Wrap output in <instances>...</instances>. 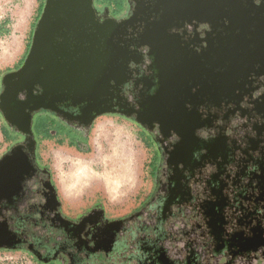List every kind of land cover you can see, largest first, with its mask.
Returning a JSON list of instances; mask_svg holds the SVG:
<instances>
[{
  "label": "flooded vegetation",
  "instance_id": "obj_1",
  "mask_svg": "<svg viewBox=\"0 0 264 264\" xmlns=\"http://www.w3.org/2000/svg\"><path fill=\"white\" fill-rule=\"evenodd\" d=\"M123 4L92 0L122 56L104 94L51 102L35 84L11 105L44 100L55 109L32 118L43 111L67 129L102 115L129 121L152 148L151 190L118 218L101 205L70 215L32 122V134L7 123L4 153L18 146L31 169L0 197V249L39 264H264V0Z\"/></svg>",
  "mask_w": 264,
  "mask_h": 264
},
{
  "label": "rangeland",
  "instance_id": "obj_2",
  "mask_svg": "<svg viewBox=\"0 0 264 264\" xmlns=\"http://www.w3.org/2000/svg\"><path fill=\"white\" fill-rule=\"evenodd\" d=\"M102 1L106 2L94 0V4ZM42 2L0 0L1 79L22 60ZM116 2L121 4L119 11H122L123 0ZM7 123L0 111V158L14 140L6 131ZM32 130L37 138L38 161L50 171L53 187L66 213L76 215L101 205L106 216L118 218L137 209L151 190L152 148L129 121L102 115L93 123L67 129L50 120L49 114L39 111L33 115ZM79 162L89 163L90 171L83 178L92 173L81 184L75 176ZM0 264L39 263L26 250L4 248L0 249Z\"/></svg>",
  "mask_w": 264,
  "mask_h": 264
},
{
  "label": "water",
  "instance_id": "obj_3",
  "mask_svg": "<svg viewBox=\"0 0 264 264\" xmlns=\"http://www.w3.org/2000/svg\"><path fill=\"white\" fill-rule=\"evenodd\" d=\"M113 24L95 21L92 0H45L22 64L1 79L0 111L8 124L32 134L33 112L55 109L44 100L32 104L18 100L11 105L23 90L29 97L35 84L51 94V102L67 94L76 102L104 94L121 65L122 56L110 43L108 31ZM12 115L25 126H19ZM17 149L14 146L0 158V197L15 186L23 170L31 169L26 161L16 160Z\"/></svg>",
  "mask_w": 264,
  "mask_h": 264
},
{
  "label": "bare ground",
  "instance_id": "obj_4",
  "mask_svg": "<svg viewBox=\"0 0 264 264\" xmlns=\"http://www.w3.org/2000/svg\"><path fill=\"white\" fill-rule=\"evenodd\" d=\"M89 164V163H88ZM86 164V163H83V162H79L77 165H76V170H75V176H76V182L79 184L81 183H84L83 181L87 182L91 176H92V173L89 174L86 178H83V175L86 174V172L90 171L89 169V165ZM98 177V176H97ZM83 178V179H82ZM105 180H107V178H105Z\"/></svg>",
  "mask_w": 264,
  "mask_h": 264
},
{
  "label": "trees",
  "instance_id": "obj_5",
  "mask_svg": "<svg viewBox=\"0 0 264 264\" xmlns=\"http://www.w3.org/2000/svg\"><path fill=\"white\" fill-rule=\"evenodd\" d=\"M42 5H43V2L41 3V5H40V7H39V9H38L39 13L37 12V16H36V18H35V21L37 20L39 14H40V10H41ZM34 25H35V24H34ZM33 28H34V27H33ZM33 28H32V30H31V34H30V38H29V42H28V45H27V50H26V52H25V54H24V56H23V58H22V60H21L20 63L23 62V60H24V58H25V56H26V53H27V51H28V48H29V45H30V42H31V36H32ZM0 32H1V29H0Z\"/></svg>",
  "mask_w": 264,
  "mask_h": 264
}]
</instances>
